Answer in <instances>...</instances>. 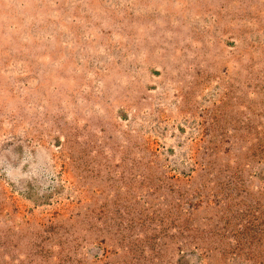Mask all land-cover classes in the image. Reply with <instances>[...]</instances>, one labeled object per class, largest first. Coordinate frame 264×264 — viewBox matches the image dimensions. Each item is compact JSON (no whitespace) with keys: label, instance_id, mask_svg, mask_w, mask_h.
<instances>
[{"label":"rangeland","instance_id":"1","mask_svg":"<svg viewBox=\"0 0 264 264\" xmlns=\"http://www.w3.org/2000/svg\"><path fill=\"white\" fill-rule=\"evenodd\" d=\"M0 264H264V0H0Z\"/></svg>","mask_w":264,"mask_h":264}]
</instances>
